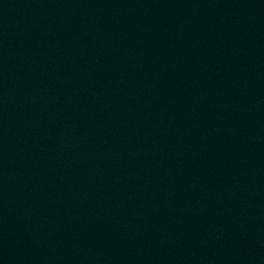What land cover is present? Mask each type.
Here are the masks:
<instances>
[{
	"label": "water",
	"instance_id": "1",
	"mask_svg": "<svg viewBox=\"0 0 264 264\" xmlns=\"http://www.w3.org/2000/svg\"><path fill=\"white\" fill-rule=\"evenodd\" d=\"M0 264H264V0H0Z\"/></svg>",
	"mask_w": 264,
	"mask_h": 264
}]
</instances>
